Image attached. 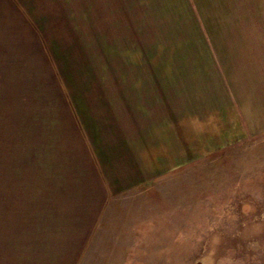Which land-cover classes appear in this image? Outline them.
<instances>
[{
    "label": "crops",
    "instance_id": "0c3cea01",
    "mask_svg": "<svg viewBox=\"0 0 264 264\" xmlns=\"http://www.w3.org/2000/svg\"><path fill=\"white\" fill-rule=\"evenodd\" d=\"M59 1L0 0V264H118L124 247L102 240L116 232L108 208L117 226L157 179L210 151L189 144L190 116L235 121L240 107L264 131V0H65L96 31L94 47L80 37V65L69 41L87 28ZM157 14L164 29L189 24L180 53L154 36Z\"/></svg>",
    "mask_w": 264,
    "mask_h": 264
},
{
    "label": "rangeland",
    "instance_id": "374dc122",
    "mask_svg": "<svg viewBox=\"0 0 264 264\" xmlns=\"http://www.w3.org/2000/svg\"><path fill=\"white\" fill-rule=\"evenodd\" d=\"M153 1L159 8V0ZM59 2L54 9L60 11L55 13L76 28H87L83 36L78 29L73 30L76 41H69L71 46L74 44L77 63L84 64L88 55L84 53L85 42L80 37L87 38V47L90 42L94 47L96 31L88 24L93 20L84 19L80 5L76 9L65 0ZM163 21L158 20L157 14L159 29L152 30L154 36L161 35L167 44H172V52L180 53V42L192 35L191 29H184L189 24L181 22L164 29L166 22ZM149 32H141V45H134L136 52L148 53ZM129 50L131 47L125 46L126 54ZM92 66L96 70L94 62ZM38 68L39 78L49 73L40 62ZM42 84L46 93L54 92L47 78ZM85 89L89 90L88 84ZM44 95L37 98L43 99ZM72 99L79 101V97ZM4 108H0V133L10 122ZM238 108L239 123L230 112L226 120L220 113L218 121L212 116L205 121L190 116L189 144L209 145L210 151L206 148L204 157L190 159L194 162L189 160L180 171L151 184L145 193L148 196H140L134 211L128 207L124 208L125 213L119 214V227L111 220L115 206L108 208L103 227L113 225L111 228L116 227V232L110 231L102 240L110 249L124 247V254L119 253L123 259L118 264H264V131L254 133L250 125L252 119L260 116L252 117V110L238 111ZM208 137L214 141H207ZM105 264H114L111 254Z\"/></svg>",
    "mask_w": 264,
    "mask_h": 264
}]
</instances>
